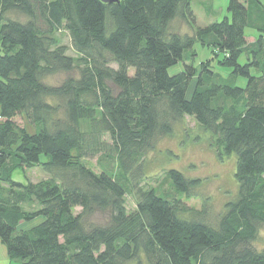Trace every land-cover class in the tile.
<instances>
[{"label":"trees","instance_id":"1","mask_svg":"<svg viewBox=\"0 0 264 264\" xmlns=\"http://www.w3.org/2000/svg\"><path fill=\"white\" fill-rule=\"evenodd\" d=\"M192 1L0 0V242L9 261L264 264V245L253 244L264 225V4L229 0L228 15L197 26ZM177 16L190 33L170 29ZM245 27L257 32L252 41ZM196 42L208 52L197 63ZM58 73V83L45 80ZM183 116L211 134L220 158L236 155L237 194L215 225L152 188L138 190L133 211L124 204L128 173ZM104 134L114 173L83 162ZM32 167L49 176L12 178ZM167 177L186 196L198 181L175 169ZM98 212L105 219L91 221Z\"/></svg>","mask_w":264,"mask_h":264},{"label":"rangeland","instance_id":"2","mask_svg":"<svg viewBox=\"0 0 264 264\" xmlns=\"http://www.w3.org/2000/svg\"><path fill=\"white\" fill-rule=\"evenodd\" d=\"M229 0H193L191 7L195 16V24L204 26L213 21L221 20L228 15L226 7ZM264 4V0H261ZM170 29L178 33H190L192 30L188 23L180 16L175 17L170 22ZM245 36L248 41H252L257 32L245 27ZM60 38L66 46H70L69 37L66 32H61ZM197 51L196 63L207 57V51L196 42L194 45ZM68 53L75 56L72 48L69 47ZM239 63H245V54H241ZM215 65V70L222 76H227L230 69L224 66ZM115 67V65L113 64ZM183 69V63L168 68L169 74L177 73ZM253 71V70H252ZM65 74L58 73L46 77L49 83H58L64 78ZM246 79L237 77L235 84L243 87ZM193 83H191V86ZM16 121L22 123V118L16 117ZM26 128L32 132L33 129L27 124ZM103 142L99 147L101 151L92 154L83 159L84 164L94 172L107 170L111 172L118 171V165L115 159L106 160L102 158L104 152H111V140L107 134L101 138ZM211 134L204 131L196 123L193 117L183 116L173 122L172 130L168 134L158 135L155 138L153 148L149 150L141 159L139 170L135 173H128L130 180V189L124 196V204L128 212L136 207L137 192L143 189H154L158 194L166 198H179L189 210L199 212V214L208 223L215 225L219 215L225 209V203L232 200L238 189V183L235 178L236 155L230 154L220 158L216 149L211 145ZM170 169L180 171L185 177L197 179V183L189 188L188 196L179 195L172 187L167 172ZM41 167H32L29 169L16 170L12 174L14 180L38 181L48 177ZM80 209L76 208L75 212ZM194 213H192L194 215ZM189 212L186 215L189 216ZM198 215V217H201ZM93 222H102L105 219L104 213H95L89 217ZM29 224H22L23 227ZM256 248L260 249L264 245V225H260L256 238L253 241ZM6 250L0 242V264H8L4 261ZM139 262L133 260L128 264H147L144 256L140 255ZM10 264H19L12 261Z\"/></svg>","mask_w":264,"mask_h":264},{"label":"crops","instance_id":"3","mask_svg":"<svg viewBox=\"0 0 264 264\" xmlns=\"http://www.w3.org/2000/svg\"><path fill=\"white\" fill-rule=\"evenodd\" d=\"M4 259H5L4 261H7V263H8V264H10V263H11V261H9V259H8L7 255H6V253H5Z\"/></svg>","mask_w":264,"mask_h":264}]
</instances>
